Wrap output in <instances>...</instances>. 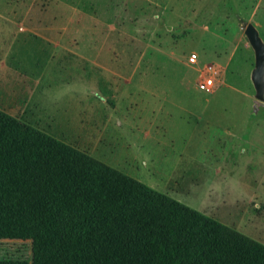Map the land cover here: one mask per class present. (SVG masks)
Wrapping results in <instances>:
<instances>
[{
  "label": "rangeland",
  "instance_id": "obj_1",
  "mask_svg": "<svg viewBox=\"0 0 264 264\" xmlns=\"http://www.w3.org/2000/svg\"><path fill=\"white\" fill-rule=\"evenodd\" d=\"M13 1L52 40L51 62L37 41L19 121L264 245V101L244 34L250 23L264 43V0ZM210 63L207 94L196 79ZM29 253L0 242L1 258Z\"/></svg>",
  "mask_w": 264,
  "mask_h": 264
},
{
  "label": "trees",
  "instance_id": "obj_2",
  "mask_svg": "<svg viewBox=\"0 0 264 264\" xmlns=\"http://www.w3.org/2000/svg\"><path fill=\"white\" fill-rule=\"evenodd\" d=\"M0 264H264V245L0 110Z\"/></svg>",
  "mask_w": 264,
  "mask_h": 264
},
{
  "label": "crops",
  "instance_id": "obj_3",
  "mask_svg": "<svg viewBox=\"0 0 264 264\" xmlns=\"http://www.w3.org/2000/svg\"><path fill=\"white\" fill-rule=\"evenodd\" d=\"M32 9H36L33 4L22 5L13 0H0V110L18 120L17 112H22L21 109L27 104L24 100L33 88L32 84L38 81L37 41L39 39L44 43L42 47L44 50L40 52L44 55L48 54V62L52 61V50H49L52 46L48 45L52 43L51 38L46 36L38 38L36 31L31 32L29 29ZM21 10L28 12L27 21L26 15L22 19L19 13ZM26 24H28V29ZM50 74L51 72L48 75ZM40 75L46 76L47 74L40 73ZM131 75H134V72ZM140 82L138 86L142 87ZM129 84L126 83V85ZM145 136L149 137V132L146 131Z\"/></svg>",
  "mask_w": 264,
  "mask_h": 264
},
{
  "label": "water",
  "instance_id": "obj_4",
  "mask_svg": "<svg viewBox=\"0 0 264 264\" xmlns=\"http://www.w3.org/2000/svg\"><path fill=\"white\" fill-rule=\"evenodd\" d=\"M244 34L254 51V69L251 81L256 91V99L264 101V43L258 35V31L252 24L245 25Z\"/></svg>",
  "mask_w": 264,
  "mask_h": 264
},
{
  "label": "built area",
  "instance_id": "obj_5",
  "mask_svg": "<svg viewBox=\"0 0 264 264\" xmlns=\"http://www.w3.org/2000/svg\"><path fill=\"white\" fill-rule=\"evenodd\" d=\"M187 60L190 65L198 64V57L195 53H191ZM219 76L220 68L217 65L214 63L203 65L196 79L197 88L204 93L211 94L219 83Z\"/></svg>",
  "mask_w": 264,
  "mask_h": 264
}]
</instances>
